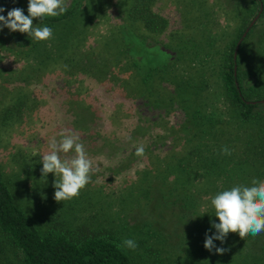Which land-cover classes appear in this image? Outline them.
<instances>
[{
  "label": "rangeland",
  "instance_id": "obj_1",
  "mask_svg": "<svg viewBox=\"0 0 264 264\" xmlns=\"http://www.w3.org/2000/svg\"><path fill=\"white\" fill-rule=\"evenodd\" d=\"M134 1L66 0L67 9H75L68 19L33 20L52 29L51 39L35 41L18 32L32 41L25 49L14 46L7 28L0 30L3 179L40 231H108L122 241L133 239L138 247L126 249L133 264H252L264 232L244 239L229 233L220 242L223 254H211L207 262L187 260L193 242H199L197 216L182 210L174 186L186 182L185 158L198 144L225 143L238 153L245 140L257 139L258 126L263 128L264 103L256 109L257 121L226 123L220 76L242 34L236 67L243 89H264V15L243 38L258 13L256 0H152L147 9L161 29L151 31L127 19ZM27 5L22 0L23 11ZM129 55L138 66L132 67ZM141 71L149 75L143 78ZM200 116L211 120L212 130ZM75 125L94 129L86 133ZM61 130L79 135L93 172L78 197L57 202L54 174L41 176L40 160ZM133 139L141 141L143 156H136V149L127 153ZM148 153L153 154L149 164ZM251 171L250 178H256L264 167ZM202 187H195L199 204L205 202ZM11 257L3 254L1 264Z\"/></svg>",
  "mask_w": 264,
  "mask_h": 264
},
{
  "label": "trees",
  "instance_id": "obj_2",
  "mask_svg": "<svg viewBox=\"0 0 264 264\" xmlns=\"http://www.w3.org/2000/svg\"><path fill=\"white\" fill-rule=\"evenodd\" d=\"M256 1L259 7L260 4L262 5L260 16H263L264 0ZM151 3L152 0L134 1L131 8L126 11L127 19L131 22L144 23L148 30H160L161 26L156 15L147 9ZM0 7L5 9L0 15L6 16L8 10L13 8L22 9V0H0ZM74 13V7L70 6L66 13L61 16L44 17L41 20H35L52 24L64 21ZM24 14L27 15V10H24ZM8 31L14 46L17 48L25 49L32 46V41L19 35L18 31L11 32L9 29ZM241 35L233 42L231 53L222 67L220 76L223 83V93L227 100V106L224 110L225 115H228L226 123L229 120L248 122L254 118L257 121L256 109L260 101H264V89L247 86L244 90L237 67L234 71V67L239 65V62L237 58L234 61L233 53ZM132 57L130 56L134 61L132 67L138 66L137 58ZM141 72L143 78L149 75V73ZM17 114L20 115L21 112ZM209 114L211 116L214 115V113ZM203 117L200 116V119L204 124L208 125L207 131L212 130L211 128L214 124L210 119ZM84 127L83 129L75 125L74 129L84 130L86 133L87 130L92 131L94 129V126H90V128ZM260 128L261 126H258L257 139L245 140L238 153L233 152L225 143L219 145L206 141L189 150L186 155L185 162L188 168V172L184 173L186 182L182 183L180 187L174 186V189H177L179 196H181V201L185 204H182V210L186 213L191 211L193 212L192 215L197 216L194 238L199 233V242H193L192 249L186 254L188 256L187 260L193 261L194 258L197 260L203 258L202 261L207 262L211 260V256L217 255L215 248L211 251L204 248L206 234L210 236L215 233L213 231L210 234L212 227L205 228L206 225L218 223V220L213 215V209L210 207V197L232 185L245 184L248 180L251 181L253 178L250 177L254 172L251 169H257L258 165L264 167V126ZM93 139H96L95 135ZM139 146H141L140 140L138 142H135L134 139L131 140V142L126 144L127 153L134 151ZM224 146L228 147L231 152L230 155L221 153V149ZM152 156L153 154L148 153V158L146 159L148 164ZM255 177L263 179L264 174L262 172L256 173ZM177 178L179 177L177 176ZM198 184L203 186V191H206L204 193L205 202L202 204H199L195 198L198 193V188L195 187ZM121 243L122 240L119 237L108 231L93 234H81L68 228H49L45 232L40 231L14 201L0 169V260L3 254L11 253L12 257L7 264H133L126 248L117 247ZM213 243L216 247H220V241H213ZM258 256L252 261V264H258L259 262L264 264V244Z\"/></svg>",
  "mask_w": 264,
  "mask_h": 264
},
{
  "label": "clouds",
  "instance_id": "obj_3",
  "mask_svg": "<svg viewBox=\"0 0 264 264\" xmlns=\"http://www.w3.org/2000/svg\"><path fill=\"white\" fill-rule=\"evenodd\" d=\"M4 11L0 7V13ZM66 11V0H28L27 15L21 8L8 10L6 16L0 15V30L7 28L11 32L18 31L35 41L49 40L53 35L52 29L34 25L33 20L58 17ZM58 135L60 139L53 138L49 142L40 163L41 176L54 174V199L61 202L78 197L80 191L91 182L93 163L78 134L61 130ZM70 152L73 155L67 157ZM61 153L67 158L62 159ZM221 153L231 154L227 146L222 147ZM135 155H144L143 145L136 147ZM210 207L218 223L211 224L215 233L210 236L206 234L204 248L209 251L215 248L217 254H223L226 249L216 247L213 241L223 244L229 233H238L244 239L248 235L256 236L264 232V179L253 178L249 184H235L217 192L210 197ZM117 247L135 250L138 245L133 239H125Z\"/></svg>",
  "mask_w": 264,
  "mask_h": 264
},
{
  "label": "water",
  "instance_id": "obj_4",
  "mask_svg": "<svg viewBox=\"0 0 264 264\" xmlns=\"http://www.w3.org/2000/svg\"><path fill=\"white\" fill-rule=\"evenodd\" d=\"M261 13H262V5L260 4V7H259V10H258V13H257V15L255 16V18H253V20L251 21V23L249 24V26H248V28L246 29V32H245V34H243V38L246 36V34L248 33V31H249V29L256 23V21L258 20V18L260 17V15H261ZM242 41V40H241ZM240 41V42H241ZM239 45H240V43H238L237 45H236V47H235V50H234V53H233V59H234V61L236 60V55H237V51H238V49H239ZM236 70V66L234 67V71ZM260 103H264V101H262V102H260Z\"/></svg>",
  "mask_w": 264,
  "mask_h": 264
}]
</instances>
